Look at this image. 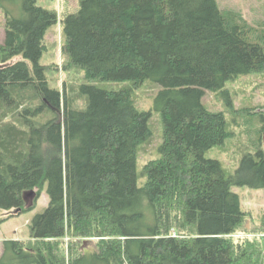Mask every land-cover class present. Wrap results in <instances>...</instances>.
Listing matches in <instances>:
<instances>
[{"label":"trees","instance_id":"1","mask_svg":"<svg viewBox=\"0 0 264 264\" xmlns=\"http://www.w3.org/2000/svg\"><path fill=\"white\" fill-rule=\"evenodd\" d=\"M0 10V222L49 197L28 239L2 241L0 264H264V213L242 227L231 190H264V116L258 149L229 172L206 156L231 136L227 120L202 100L264 73V31L217 0H79L61 20L62 53L83 80L59 88L43 61L57 12L38 0ZM146 81L162 137L138 172L153 136L152 110L134 99Z\"/></svg>","mask_w":264,"mask_h":264},{"label":"rangeland","instance_id":"2","mask_svg":"<svg viewBox=\"0 0 264 264\" xmlns=\"http://www.w3.org/2000/svg\"><path fill=\"white\" fill-rule=\"evenodd\" d=\"M217 2L221 9L239 11L256 34H262L264 31V0H217ZM38 3L54 9L58 15L57 23L45 37L47 52L43 61L50 66L48 73L50 79L59 88L64 84L79 83L83 80L82 72L78 69L66 70L64 67L61 26V20L66 13L76 12L79 9V0H38ZM4 22V14L0 10V45L4 39ZM157 89L156 85L146 81L134 92L137 106L152 110L150 126L152 124L153 136L139 150L138 172L147 161L156 159L160 155L157 146L162 137L161 118L160 113L153 109L152 102ZM202 100L211 111H220L225 115L228 130L231 132V136L223 144L207 150L206 156L219 160L229 172H233L243 154L253 153L258 149V130L263 126L261 118L264 116V73L241 75L227 82L221 91L206 90ZM231 190L239 196L241 208L246 213L242 227L258 229L264 213V190L248 186H232ZM48 203L49 197L44 188L32 209L0 222V246L3 240L12 237L29 238V221L37 213L42 212ZM4 214V211H0V216ZM95 239L80 238L79 240L89 251L94 249ZM64 241L67 244L69 237H64Z\"/></svg>","mask_w":264,"mask_h":264},{"label":"water","instance_id":"3","mask_svg":"<svg viewBox=\"0 0 264 264\" xmlns=\"http://www.w3.org/2000/svg\"><path fill=\"white\" fill-rule=\"evenodd\" d=\"M25 197V201H26V205L28 207L32 206L33 205V200H34V197H35V192L34 191H28L25 193L24 195ZM18 210L14 211L13 213L14 214H17Z\"/></svg>","mask_w":264,"mask_h":264},{"label":"crops","instance_id":"4","mask_svg":"<svg viewBox=\"0 0 264 264\" xmlns=\"http://www.w3.org/2000/svg\"><path fill=\"white\" fill-rule=\"evenodd\" d=\"M11 239H21V238H19V237H12ZM28 239V238H27ZM1 252H2V244H1V246H0V254H1Z\"/></svg>","mask_w":264,"mask_h":264},{"label":"built area","instance_id":"5","mask_svg":"<svg viewBox=\"0 0 264 264\" xmlns=\"http://www.w3.org/2000/svg\"><path fill=\"white\" fill-rule=\"evenodd\" d=\"M256 235H258V234H256ZM259 236H261L263 238V240H264V234H260Z\"/></svg>","mask_w":264,"mask_h":264}]
</instances>
